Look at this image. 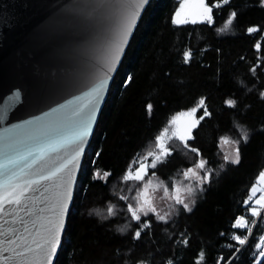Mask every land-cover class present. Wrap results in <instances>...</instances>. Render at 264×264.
<instances>
[{
    "label": "trees",
    "instance_id": "1",
    "mask_svg": "<svg viewBox=\"0 0 264 264\" xmlns=\"http://www.w3.org/2000/svg\"><path fill=\"white\" fill-rule=\"evenodd\" d=\"M217 2L205 0L210 7ZM219 2L210 23L177 24L181 0H150L86 150L54 264H264V214L253 216L245 203L264 171V3ZM194 108L199 121L189 147L169 138L171 154L162 163L149 167L140 181L125 180L129 171L150 163L148 153L157 151L156 137L173 116ZM222 141L239 148L238 164L225 159ZM201 162L204 167H197ZM192 168L198 180L187 179ZM148 181L157 183L168 214L143 206ZM175 186L193 190L191 211L174 202ZM130 205L142 209L139 221L132 219ZM241 217L246 227H234ZM144 222L150 227L137 239Z\"/></svg>",
    "mask_w": 264,
    "mask_h": 264
},
{
    "label": "water",
    "instance_id": "2",
    "mask_svg": "<svg viewBox=\"0 0 264 264\" xmlns=\"http://www.w3.org/2000/svg\"><path fill=\"white\" fill-rule=\"evenodd\" d=\"M149 2L140 9L121 51L123 31L136 7L129 0H0V160L5 152L30 146L29 137L46 127L59 125L62 132L70 133L78 123L73 110L88 104L84 93L104 81L94 112L86 108L80 118L90 122V127L71 166L72 196L52 264L61 248L86 150ZM71 154L69 147L59 151L57 158Z\"/></svg>",
    "mask_w": 264,
    "mask_h": 264
},
{
    "label": "snow or ice",
    "instance_id": "3",
    "mask_svg": "<svg viewBox=\"0 0 264 264\" xmlns=\"http://www.w3.org/2000/svg\"><path fill=\"white\" fill-rule=\"evenodd\" d=\"M131 4H135L128 18L127 24L123 31L120 44V50H123V44L127 42L129 35L133 32L140 16V9L147 3V0H129ZM229 0H223L228 3ZM197 6L201 9L200 15L202 20L211 22L212 7H220L218 2L210 7L205 0H196ZM264 3V0H262ZM179 16V12H177ZM236 13L233 12L225 28L234 19ZM174 23H187V20L175 19ZM192 23H197L194 18ZM257 29L249 28V32ZM185 62L190 59V53H185ZM118 59V56H117ZM104 81H101L96 87L89 92L84 93L88 97V104L78 105L73 110V117L78 121L77 125L70 133L65 134L61 131L59 125L46 127L35 135L29 137L32 141L30 146H26L23 150L14 149L12 152L3 153V159L0 160V264H52L53 256L56 254L60 245L61 231L64 227V214L68 208V201L72 196L71 181L73 176L72 165L75 164L81 152L83 140L88 133L90 122L80 119L87 108L90 113L95 110V101L99 98V94L103 89ZM264 96V93H261ZM76 99H80L77 97ZM69 104L72 101L68 102ZM229 106H234L235 102L227 101ZM200 106H204V100L201 99ZM63 107V106H62ZM149 111L151 105L148 106ZM56 109H53L55 112ZM197 109H192L196 112ZM205 115H210L205 109ZM203 119V117H201ZM90 121V116H89ZM167 129H165V132ZM191 127L183 133H177L175 138L184 143L185 147H189L187 141L192 138ZM161 136L156 137V147L160 149V153L153 160L151 167H156L157 163H162L160 156L166 157L171 154L170 149L160 143ZM243 140L248 139L247 133L243 135ZM72 148V154L69 157L57 158L59 151L66 148ZM192 152H198L196 148H191ZM152 152L148 156H153ZM147 159V158H145ZM228 159L227 157L225 158ZM240 160L239 148L236 149V157L230 163L238 164ZM148 165L141 164L137 168L136 174L131 171L124 176L125 180L140 181L146 174ZM199 168L204 167L201 162L197 165ZM189 171H192L189 169ZM209 176L205 174L202 178L203 182H207ZM258 181H264V171L258 177ZM203 190V189H201ZM259 189L253 185L250 190L251 196H254ZM189 194H193L191 188L188 189ZM177 203L183 204L185 211H191L189 204L184 203L182 199H177ZM248 203V201H245ZM255 204L259 206L250 209L253 216L259 214L260 209H264V195H261ZM154 209L149 208V211ZM111 209L109 212L111 213ZM128 211L132 214L133 220H140L137 215L140 208L129 206ZM147 215V213H145ZM161 221L165 220L164 216H160ZM247 222L243 217L238 218L234 227L244 228ZM150 227L148 222H144L143 226L135 232V238L139 239L144 228ZM238 244H245V239L240 236L233 237ZM187 243V241H185ZM239 251V249H237ZM264 256V252L261 253Z\"/></svg>",
    "mask_w": 264,
    "mask_h": 264
},
{
    "label": "rangeland",
    "instance_id": "4",
    "mask_svg": "<svg viewBox=\"0 0 264 264\" xmlns=\"http://www.w3.org/2000/svg\"><path fill=\"white\" fill-rule=\"evenodd\" d=\"M177 12H179V16H177ZM200 12H201V9L197 6L196 0H181L179 8L177 9L176 13L174 14V20L179 19V20H187L188 22H191V20L195 18L197 20V22H207L206 20H202ZM208 23H210V22H208ZM177 24H180V23H177ZM196 112H192V110H188V111H181V112L177 113L176 115H174L173 118L171 119L168 127L165 128V129H167V131L165 132V129L163 130L162 133H164V135L161 137L160 143L162 145H164L165 147H167L166 142L169 138H171V137L175 138L177 133H183L189 127H191V129L193 130L199 121V118L196 116ZM191 133H192V131H191ZM161 134H160V136H161ZM220 149H221L223 156L225 158L226 157L228 158L227 160L231 161L232 159H235L236 148H235L234 144H232L230 142L222 141L220 143ZM159 153H160V149L158 148L157 151L155 153H153L154 155L151 156L150 163H147V162L143 163V164L148 165L146 173H147L149 167H151L153 160L156 158V156L159 155ZM162 157L163 156H160V159ZM191 170L192 171H188L186 173L187 179L190 181L198 180L199 179L198 169L192 168ZM131 173L133 175H135L136 171H133ZM257 188L259 190L256 192V194L254 196H251V199L250 198L247 199V201H248V203H246L247 211L250 214H252L250 211V209L252 207L259 208V206L255 204V201L261 195H264V181H259ZM171 196H172L174 202H176V203H177V199L179 198V199H182L184 201V203L189 204L190 207L192 205V201L188 197V189H186L185 187L175 186L171 192ZM141 198H142V204L145 208H147V209L152 208V209H154L153 212H156V213H159L162 215L168 214V209L166 208V202L158 190L157 183L152 182V181H148L145 185L143 192H142ZM178 204H180V203H178ZM181 205L183 206V204H181ZM261 212L264 214V209H260L259 214ZM258 215H256L255 217H257ZM236 222H237V220H236ZM236 222H235V224H236ZM263 226H264V224H263ZM259 244L262 247V252H264V230H263V237H262ZM262 258H263V256L260 255V260Z\"/></svg>",
    "mask_w": 264,
    "mask_h": 264
}]
</instances>
